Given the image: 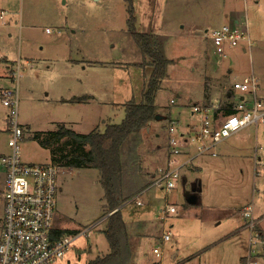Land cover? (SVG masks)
<instances>
[{
  "label": "rangeland",
  "instance_id": "rangeland-1",
  "mask_svg": "<svg viewBox=\"0 0 264 264\" xmlns=\"http://www.w3.org/2000/svg\"><path fill=\"white\" fill-rule=\"evenodd\" d=\"M231 4H236L240 18L246 21L251 46L242 52L245 43L240 42L228 48L224 56L217 55L209 33L223 22L220 14ZM132 5L135 29L164 38L162 50L169 64L154 97L156 115L161 118L151 121L149 131L143 128L137 134L131 159L127 152L124 156L125 179L136 176L138 191L121 204V214L133 255L130 264L144 258L158 261L154 247L162 251L161 264H173L193 248L204 250L209 245L205 235L223 237L238 227L243 221L241 214L238 216L243 205L252 208L255 229H264L263 150L256 149L262 163L253 161L254 146L263 144L264 122L257 125L256 140L255 129L250 127V150L245 155L224 156L220 151L216 156L203 155L199 170L194 168L198 158L181 169L172 191L165 194L160 188L149 187L158 173L155 149L166 152L170 121L179 129L196 120L189 110L193 104H207V87L214 73L226 74L219 86L232 87L235 79L252 71L259 79V95L264 100V0H132ZM1 10L5 13L0 17V59L5 57L20 66L18 121L24 136L19 157L25 163H50L60 169L56 174L53 226L74 231L67 233L74 238L54 264H87L109 248L104 222L99 221L107 215H103L98 171L61 165L52 154L53 150L57 157L77 154L87 148H77L68 140L42 146L35 135L73 120L81 122L80 126L66 123L65 127L81 134L101 132L106 125L119 123L124 115L120 103L142 101L148 66L137 65L144 58L128 31L124 0H0ZM227 68L230 73H226ZM14 84L10 83L11 88ZM86 92L114 105H96L93 101L69 106L55 101ZM209 94L212 102L221 98ZM233 98L237 101L236 96ZM6 112L0 103V156L9 152ZM4 175L0 163L1 190ZM192 192L197 195L196 203L185 205ZM138 198L146 202L138 205ZM165 203L175 206L176 211L166 213ZM2 209L0 195V217ZM164 231L169 232L167 241L161 239ZM251 248L254 255L257 247ZM174 253L177 258L173 261Z\"/></svg>",
  "mask_w": 264,
  "mask_h": 264
},
{
  "label": "built area",
  "instance_id": "built-area-1",
  "mask_svg": "<svg viewBox=\"0 0 264 264\" xmlns=\"http://www.w3.org/2000/svg\"><path fill=\"white\" fill-rule=\"evenodd\" d=\"M0 12V17L4 16ZM49 30L46 29V32ZM214 53L225 55L228 48L245 43L250 49L251 42L246 21L236 20L231 24L214 28L209 33ZM17 64L13 72V88L2 90L0 103L6 112V134L8 155L0 156L4 167L3 187L0 189L3 209L0 217V264H54L68 249L72 239L67 234L56 237L53 215L55 207L56 174L60 169L50 163H25L19 157V144L24 129L18 121L17 82L20 74ZM232 89L242 96L231 105V112L223 114L216 104H195L191 111L198 116L199 126L192 135L184 140L177 124L170 121L166 139V163L158 168L156 177L149 187H156L166 194L175 187L181 169L191 160L202 154L215 155L214 147L248 125L264 122V100L259 95V79L253 73L242 77L232 84ZM194 145L192 154L183 148L188 143ZM187 148V147H186ZM183 157V158H182ZM259 163L255 160L254 164ZM141 205L142 200L136 199ZM166 213H174L175 206L164 204ZM243 225L249 232L247 264H256L252 257L253 248L264 244L255 229V218L250 206L241 212ZM102 217L99 221H103ZM83 231L82 233H85ZM161 239L167 241L169 232L164 231ZM153 254L161 262L162 251L153 248Z\"/></svg>",
  "mask_w": 264,
  "mask_h": 264
},
{
  "label": "trees",
  "instance_id": "trees-1",
  "mask_svg": "<svg viewBox=\"0 0 264 264\" xmlns=\"http://www.w3.org/2000/svg\"><path fill=\"white\" fill-rule=\"evenodd\" d=\"M127 5V27L138 47L143 62L137 64L149 70L148 77L144 82L141 92L142 101L135 102L129 100L124 103V115L122 120L116 124H108L103 131L91 130L81 134L59 125L53 131H40L36 133V138L40 140L42 146H50L59 141H71L77 148H87L77 154L55 155L54 160L59 164H67L76 167H89L98 171V183L103 192L104 214L103 234L107 241L108 252L103 256H96L87 264H130L132 251L127 243V230L122 218L120 206L127 201L137 191L136 176L127 181L124 170V156L135 147L137 134L147 123L155 119L154 97L158 89L159 81L165 76L169 60L163 54L164 38L159 34L138 32L135 29V19L133 15L132 0H124ZM147 58L149 61H145ZM87 97L75 98L77 101L86 100ZM74 100L70 99V101ZM223 114L230 113L231 105L219 108ZM131 159V157H130ZM185 205L189 204L185 201ZM71 230L55 229L56 237H61Z\"/></svg>",
  "mask_w": 264,
  "mask_h": 264
},
{
  "label": "crops",
  "instance_id": "crops-1",
  "mask_svg": "<svg viewBox=\"0 0 264 264\" xmlns=\"http://www.w3.org/2000/svg\"><path fill=\"white\" fill-rule=\"evenodd\" d=\"M244 1V0H243ZM2 11V10H1ZM0 11V12H1ZM221 19H222V23L218 24L216 26L217 27H221L223 25H227V24H231L236 20H240L241 22L243 21V19L240 18V13L238 10V7L236 6V4H231L228 6V9L224 10L221 14ZM242 52H245L247 49L245 46H242L240 49ZM249 50V49H248ZM0 60V66H2V69H0V94L2 92V90L11 87L10 83L12 84V72H14L13 68L14 66H16L18 63H15L14 61H9L8 59H6L5 57L1 58ZM15 64V65H14ZM219 70L218 67H216V71ZM230 69L227 68L226 69V73H230ZM250 73H253L252 71ZM249 73V74H250ZM248 74V75H249ZM254 74V73H253ZM246 76V75H245ZM226 74H223L221 72H216L214 73V76L212 77V79L210 80V83L208 84L207 87V97H206V102L207 104H216V105H220V106H226L228 104L232 105L234 103H236L238 100H240L242 98L241 95H239L237 92H235L232 87H224V86H219L218 84L222 81L225 80L226 78ZM244 77V76H242ZM241 77V78H242ZM240 78V79H241ZM8 80L7 84H2V81ZM221 80V81H220ZM239 79H235L233 81V83L235 81H237ZM232 83V84H233ZM226 85V84H225ZM106 92V90H105ZM210 93V94H209ZM212 93H215L216 95H218V101L217 102H212L210 100V98L208 97V94L211 95ZM236 96L237 101H234L235 99L233 97ZM78 97H87L86 100H81V101H77L75 100V98ZM72 101H70V99H73ZM56 102H59L60 104H64V105H69V106H82V104H87V103H91L94 101V103L96 105H102V106H108V105H114L113 102H109V100H101L99 98H96L95 95L93 93H89L86 92L84 94H69L67 97H60L58 99L55 100ZM205 101V100H204ZM127 102V101H126ZM125 103V102H124ZM124 103H120L122 106L124 105ZM195 105V104H193ZM192 109L189 110V114L191 116H197L195 113H192L191 111ZM6 116V114H5ZM196 120H189L188 122H186L183 126H180V128L178 129L179 133L182 135L184 140H187L192 133L198 128L199 126V119L198 116L197 118L195 117ZM104 121V120H102ZM64 123V122H62ZM69 123L72 127H76L77 125L80 126L81 122H77L75 120L73 121H68L65 122L64 124ZM152 122H148L147 123V127L144 128V130L149 131V127L151 126ZM25 124V123H24ZM63 125V124H62ZM258 125V124H257ZM256 127L254 125H248L243 129H240V131L236 132L235 134L231 135L230 137L224 139L223 141H221L219 144H217L214 147V151H215V155H211L209 153L206 154H202V155H198L196 157H194L191 161H193L194 159L198 158L196 165L194 166L195 169H200V164L201 163V156L203 155H210L208 157L211 156H216L218 154V151H220V153H222L224 156L230 155L231 156L237 155V156H243L240 154H244L250 150V146L248 145L250 142V127L253 126V128L255 129V140L257 139V126ZM25 126V125H24ZM65 126V125H64ZM73 131L76 132L75 129L71 128ZM264 132V131H263ZM156 136H158V134H156ZM263 136V144L262 147L260 145V147L257 148V146H254V150H253V161L255 162V160H259V163H262V161L260 160V156H258L257 154V150L256 149H260L263 150L264 152V135ZM187 147V148H186ZM186 147H184L183 149L192 154L194 152V145L192 143H188L186 145ZM219 148V150H218ZM155 158H156V162L162 165V167L164 166V164L166 163V152L164 151V153L159 152V150L155 149ZM152 157V156H151ZM200 157V158H199ZM183 158V157H182ZM204 158V157H203ZM157 166V170L158 167ZM154 168V167H152ZM193 168V169H194ZM151 170V169H149ZM148 169L146 170V172H150ZM145 199V198H144ZM142 200V203L146 202L145 200ZM190 206V205H189ZM246 205H243L239 212H238V216H240L241 212L243 211V209H245ZM121 210V206L119 207ZM123 218V217H122ZM256 220V219H255ZM257 224L259 223L258 220L256 221ZM55 229H60L54 226ZM258 234H262L260 235V237L262 236L263 240H264V229L258 227ZM245 227L243 225V221L239 222V226L234 228V230L232 232H230L228 235H225L223 237H218L216 238L215 235H205L208 236L207 239H205V241H208L209 245H206L204 250L203 248L196 249L193 248V250H190L188 253H186L187 255L184 257H180L178 258V262L177 263H173V264H226L227 262H232L233 264H247V252L248 251V237H249V232L244 230ZM68 230V229H65ZM262 232V233H261ZM213 238V239H212ZM256 250L257 253L252 257L254 260H256V264L258 263V261H262L264 263V244L263 245H259L256 246ZM177 258V253L175 254H171V259L174 261ZM148 262V264H161V262H159V260H145V258L140 261L138 264H145V262Z\"/></svg>",
  "mask_w": 264,
  "mask_h": 264
},
{
  "label": "water",
  "instance_id": "water-1",
  "mask_svg": "<svg viewBox=\"0 0 264 264\" xmlns=\"http://www.w3.org/2000/svg\"><path fill=\"white\" fill-rule=\"evenodd\" d=\"M161 118L159 115H155V119H159ZM196 199H197V195L195 192H192L190 193L187 198H186V202L189 204V205H192L194 203H196ZM108 215V214H107ZM105 218V217H104Z\"/></svg>",
  "mask_w": 264,
  "mask_h": 264
}]
</instances>
